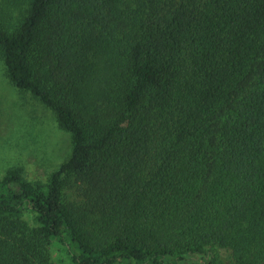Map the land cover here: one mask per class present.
Returning <instances> with one entry per match:
<instances>
[{"label":"trees","instance_id":"trees-1","mask_svg":"<svg viewBox=\"0 0 264 264\" xmlns=\"http://www.w3.org/2000/svg\"><path fill=\"white\" fill-rule=\"evenodd\" d=\"M163 1L0 0L7 77L73 137L0 180V264H264V0Z\"/></svg>","mask_w":264,"mask_h":264},{"label":"rangeland","instance_id":"rangeland-1","mask_svg":"<svg viewBox=\"0 0 264 264\" xmlns=\"http://www.w3.org/2000/svg\"><path fill=\"white\" fill-rule=\"evenodd\" d=\"M72 148L73 137L60 126L55 113L31 93L14 86L0 56V180L10 169L22 167L28 180L45 182L69 160ZM153 166L152 163L150 170ZM78 186L73 173L63 177L66 207L80 201L76 193ZM21 219L30 229L38 226L30 213L23 214ZM49 253L54 264H70L67 253L56 243L50 246Z\"/></svg>","mask_w":264,"mask_h":264}]
</instances>
